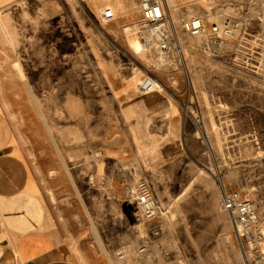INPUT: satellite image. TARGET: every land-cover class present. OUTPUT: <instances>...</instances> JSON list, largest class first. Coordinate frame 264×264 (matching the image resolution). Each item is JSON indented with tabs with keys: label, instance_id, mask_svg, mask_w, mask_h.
Instances as JSON below:
<instances>
[{
	"label": "rangeland",
	"instance_id": "374dc122",
	"mask_svg": "<svg viewBox=\"0 0 264 264\" xmlns=\"http://www.w3.org/2000/svg\"><path fill=\"white\" fill-rule=\"evenodd\" d=\"M233 1L171 0L186 50L161 67L135 28L136 0H17L0 13V95L60 259L243 264L219 204L223 188L237 189L264 220V13ZM105 7L114 20L102 19ZM194 14L207 26L238 18L244 36L214 52L182 29ZM148 77L158 80L151 95L139 91ZM142 177L167 216L139 219L131 193Z\"/></svg>",
	"mask_w": 264,
	"mask_h": 264
},
{
	"label": "built area",
	"instance_id": "2783aa9c",
	"mask_svg": "<svg viewBox=\"0 0 264 264\" xmlns=\"http://www.w3.org/2000/svg\"><path fill=\"white\" fill-rule=\"evenodd\" d=\"M140 13V25L143 33L140 36L145 40L146 47L164 59V63L176 60L183 54L182 43L176 30L171 12V0H136ZM105 21L115 19L112 8L105 7L101 12ZM182 29L191 36L206 35L212 51L224 48L225 44L238 36L242 39L243 23L238 18L229 15L222 16L219 22L212 21L207 26V21L201 15L194 14L182 18ZM157 84L154 80L146 78L139 84L141 93L152 92ZM139 219L146 222L167 216L169 208L165 206L154 194L150 182L146 177L140 178L132 191ZM219 208L225 212L234 227V230L244 243L243 264H264V220L260 217L256 204L245 197L237 189L223 188ZM159 234L158 230L154 231ZM148 242L140 244L139 252L145 253ZM119 259L125 257L122 250H118Z\"/></svg>",
	"mask_w": 264,
	"mask_h": 264
},
{
	"label": "crops",
	"instance_id": "0c3cea01",
	"mask_svg": "<svg viewBox=\"0 0 264 264\" xmlns=\"http://www.w3.org/2000/svg\"><path fill=\"white\" fill-rule=\"evenodd\" d=\"M16 1L0 4V13ZM247 1L251 3L248 7L264 13V0ZM222 2L226 5L234 1ZM151 94L154 91L145 95ZM5 104V97L0 95V264H76L58 257L53 233L47 229L44 218L39 220L38 208L43 207L41 184L25 147L17 141Z\"/></svg>",
	"mask_w": 264,
	"mask_h": 264
},
{
	"label": "bare ground",
	"instance_id": "6f19581e",
	"mask_svg": "<svg viewBox=\"0 0 264 264\" xmlns=\"http://www.w3.org/2000/svg\"><path fill=\"white\" fill-rule=\"evenodd\" d=\"M123 4V3H122ZM111 8V7H110ZM113 9V8H112ZM130 9V8H129ZM114 11V10H113ZM128 11V10H127ZM114 14H115V12H114ZM134 14V13H133ZM136 24H135V28H139V32H141V33H143V30L141 29V25H140V22H135ZM127 31L129 30V29H126ZM144 42H145V40L144 39H142ZM146 45V44H145ZM148 48V47H147ZM183 50H186V46L185 45H183ZM188 48V47H187ZM136 49L137 50H140L139 49V46H137L136 47ZM148 50H149V52L150 53H152L153 55H154V57H155V59H156V63L161 67L162 66V64L164 65L165 63H164V59L161 57V56H156L157 54H155L153 51H151L149 48H148ZM147 53H146V49H145V55H146ZM14 66L17 68V70H18V73H19V75L21 76V78L23 79V80H25L26 79V75L24 74V72H23V69H22V67H21V65H20V63H19V61L18 60H15L14 61ZM149 79H151V80H154L155 82H156V84L158 83V80L156 79V78H154V77H148ZM146 79V78H145ZM156 90V89H155ZM154 90V91H155ZM153 92V91H152ZM148 93H151V92H147V93H145V94H148ZM38 103V102H37ZM135 189V188H134ZM142 220V219H141Z\"/></svg>",
	"mask_w": 264,
	"mask_h": 264
}]
</instances>
